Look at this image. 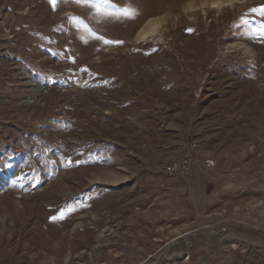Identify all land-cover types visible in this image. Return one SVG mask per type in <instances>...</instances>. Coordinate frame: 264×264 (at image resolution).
Returning <instances> with one entry per match:
<instances>
[{
    "label": "rangeland",
    "instance_id": "374dc122",
    "mask_svg": "<svg viewBox=\"0 0 264 264\" xmlns=\"http://www.w3.org/2000/svg\"><path fill=\"white\" fill-rule=\"evenodd\" d=\"M93 2L0 0V264H264V0Z\"/></svg>",
    "mask_w": 264,
    "mask_h": 264
},
{
    "label": "snow or ice",
    "instance_id": "6c2138e0",
    "mask_svg": "<svg viewBox=\"0 0 264 264\" xmlns=\"http://www.w3.org/2000/svg\"><path fill=\"white\" fill-rule=\"evenodd\" d=\"M50 3L53 7L56 6L58 0H50ZM105 5H109L111 9L114 11H110L105 9ZM93 8L96 9L98 13L103 12L106 16H113L114 18H127V19H134L138 14L134 9L125 7V8H116L115 5H110V0H94L91 4ZM252 13H255L256 16L260 17L261 19L255 20L254 22L249 23L247 19H242L241 23L244 26L245 30L242 35L248 37L249 39L256 40L258 42L264 43V5L260 6L259 8H253L249 10ZM191 31V29H189ZM102 39V38H101ZM105 43H110V41H104ZM59 218H63V214ZM55 219V218H53Z\"/></svg>",
    "mask_w": 264,
    "mask_h": 264
},
{
    "label": "built area",
    "instance_id": "2783aa9c",
    "mask_svg": "<svg viewBox=\"0 0 264 264\" xmlns=\"http://www.w3.org/2000/svg\"><path fill=\"white\" fill-rule=\"evenodd\" d=\"M194 144L191 149L194 151ZM193 166L192 155H185L183 147L178 146L174 157L164 166L163 173L168 178H185Z\"/></svg>",
    "mask_w": 264,
    "mask_h": 264
}]
</instances>
